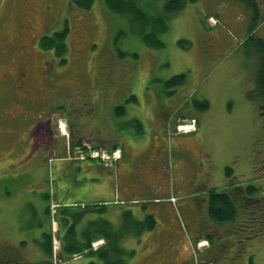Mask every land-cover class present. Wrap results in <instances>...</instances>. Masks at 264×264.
I'll list each match as a JSON object with an SVG mask.
<instances>
[{"label": "rangeland", "instance_id": "obj_1", "mask_svg": "<svg viewBox=\"0 0 264 264\" xmlns=\"http://www.w3.org/2000/svg\"><path fill=\"white\" fill-rule=\"evenodd\" d=\"M142 1L154 12L165 0ZM249 12L239 0L188 2L160 36L163 47L153 49L126 17L108 12L104 0H93L89 10L70 0H0V66L13 51L7 45L21 41L27 22L36 17L39 35L59 32L65 37L66 51L56 56L63 59L64 79L77 72L89 90L75 107V100L65 102L67 111H61L58 124L63 130L59 142L66 148L59 152L18 135L11 95L0 81V111L8 101L14 118L11 154L6 157L7 150L0 147V263L45 264L50 258L40 242L44 232H51L55 257L46 264H102L95 256L57 255L59 233L64 234L67 223L61 219L63 207L75 213L81 203L93 202L104 204L106 211L83 213L75 229L110 220L113 230L124 233L121 246L135 252L126 264H264V121L248 97L255 74L249 62L253 41H245L252 32ZM181 73L186 78L178 86L166 84ZM103 83L105 97L100 100L94 90ZM204 99L208 109L193 106ZM53 104L55 110L60 102ZM34 107L28 105L29 111ZM73 107L83 109L81 116L68 112ZM88 107H95L94 112ZM189 116L197 122L191 123ZM132 119L142 122L139 136L150 135L149 140L132 141L139 133ZM0 121L6 118L0 116ZM185 123L191 124L189 133H178L192 137L188 149L173 144L166 150L152 136L161 129L169 138ZM5 142L0 139V146ZM83 145L107 148L111 162L104 165L88 156L80 160L81 152L75 150ZM116 151L118 159L112 155ZM85 161L96 168L84 167ZM117 161L119 172L143 186L137 201L119 198L112 177ZM233 184L243 192L253 185L254 194L240 203L234 222L216 223L206 213V192H228ZM125 211L141 221L153 213L156 224L140 235L129 234ZM97 241L104 244L103 238Z\"/></svg>", "mask_w": 264, "mask_h": 264}, {"label": "trees", "instance_id": "obj_2", "mask_svg": "<svg viewBox=\"0 0 264 264\" xmlns=\"http://www.w3.org/2000/svg\"><path fill=\"white\" fill-rule=\"evenodd\" d=\"M194 1L197 0H165L159 10L152 12L144 7V1L142 0H104L108 12L113 13L119 18L126 17L135 32L139 34L142 42L153 49H161L163 47L164 44L161 41L160 36L166 32L169 20L174 17L176 13L180 12L188 2ZM70 2L83 10H89L93 4V0H70ZM239 2H242L248 10H250V13L253 14V19L250 24V29L253 31V28L259 23L260 18L259 13L257 12L256 2L255 0H239ZM252 37L253 35L249 38ZM179 42H181V40H179ZM55 45L59 55L66 51L65 37H63V33H57L52 36L46 35L41 37L39 41V46L43 49ZM185 78L186 75L181 73L168 79L166 84L168 86H178L185 80ZM261 78L262 81L260 80L259 87L256 89L257 96L264 95V75H262ZM193 106L201 110L208 109L209 102L205 99L202 101L195 100L193 101ZM116 109L124 111L122 106H118ZM183 116L187 117L188 114ZM191 119L194 118L191 117ZM130 121L139 126V134H142V122L139 121V119H132ZM225 172L229 175L232 172L231 168L227 166ZM254 189L255 187L253 185H249L243 192L242 189L234 187L233 184V187L228 192L226 189H223L222 191L215 190L214 188L207 190V216L216 223L234 222L239 216V211L242 208L240 203L248 200V197L254 194ZM81 207L82 206L80 205L79 211H76L75 213H70L66 206L63 207L62 212L64 216L61 219L67 223L65 225L64 234L59 233L62 246L57 255L61 258L64 256L73 257L84 254L88 257L95 256L98 259H101L102 264H126L127 260L133 257L135 252L133 249L126 250L121 246L120 241L124 233H122V231L120 232L118 229L117 231L113 230L110 220L107 221L103 219L101 220V225L98 226L97 222H90L80 231L75 229V225L82 220L83 213L90 210L104 212L106 211L105 205L87 202L84 209ZM45 211L50 214L49 205L46 206ZM125 212L126 213H123V216L128 222L127 233L129 234L132 232L131 230H133L137 235H140L144 229L152 230L156 224V218H154L153 213L146 215L141 221L136 218L134 219L130 211ZM43 237L44 238L40 244L43 245L44 253L50 258L46 263H51L52 258L55 257L52 245L53 234H51V232H44ZM99 238L104 239V244L99 246V248L94 249L92 242ZM89 264H92V262H89Z\"/></svg>", "mask_w": 264, "mask_h": 264}, {"label": "flooded vegetation", "instance_id": "obj_3", "mask_svg": "<svg viewBox=\"0 0 264 264\" xmlns=\"http://www.w3.org/2000/svg\"><path fill=\"white\" fill-rule=\"evenodd\" d=\"M255 2L257 12L261 18L264 14V0H255ZM47 6L49 7V5ZM32 11V14L36 13L35 8ZM252 15V13L249 15L250 24L253 19ZM35 19L36 17L27 22L26 29L23 31L24 37L20 38L21 41L7 45L13 51L7 60L8 62H4L0 66V81L5 84L4 87L8 88V93L11 95V114L18 121V135L24 137L25 140L33 141L38 148H53L60 152L62 146L66 148L65 143L61 146L59 142L63 130L61 129L62 126L58 124L61 111H67L65 102L69 100L72 103L75 100L73 102L75 107L76 103L84 102L89 90L87 84L84 85V81L77 75V72L71 74L69 81L64 79L65 73L61 69L63 59L60 61L56 59V56L59 55L56 45L47 49L40 46L37 48L36 45H33L35 33H38L36 31L40 24L34 22ZM261 26L264 27V21H260L253 28V31L248 33L245 41H253L249 62L251 66H255V69L253 68L255 74L251 79L252 89L248 92V97L252 104L259 109V114L264 121V95L257 96L256 94L259 82L262 81L261 77L264 75V28L262 27L261 31ZM49 29L50 27L47 24L46 30ZM46 30L44 32H47ZM40 33L36 34L38 45L41 37L52 36L59 32L39 35ZM252 35L253 37L249 38ZM28 40H31V43L28 44ZM27 46L31 47L30 49L33 52L29 53L26 50ZM71 95L72 98H70ZM94 95L98 99L104 100V83L94 90ZM55 101L60 102V105H57L58 109L54 110L52 106ZM38 103H40L39 106ZM28 105L35 107L29 111ZM74 107L68 112L72 115L78 113L81 116L83 109ZM94 109L95 107H88V111L94 112ZM13 117L12 119H14ZM82 123L84 124V121Z\"/></svg>", "mask_w": 264, "mask_h": 264}, {"label": "crops", "instance_id": "obj_4", "mask_svg": "<svg viewBox=\"0 0 264 264\" xmlns=\"http://www.w3.org/2000/svg\"><path fill=\"white\" fill-rule=\"evenodd\" d=\"M6 106L3 108L2 111H0V116H3V118H6L5 123H2L0 121V134L4 133L8 135V138H4L0 136V139H3L4 141H6L2 146V149H6L7 151L4 150L5 152V156L8 157V152L10 153V151L12 152L13 148H11V132H13V126H12V118L10 116V112H9V105H8V101L5 104ZM11 120V122H10ZM197 125H196V130L193 131H197ZM192 131V132H193ZM190 132V133H192ZM184 134V132H182ZM181 132L178 133V130L175 131V133H171L170 136L171 137H167V135L169 134L168 131H163L160 129V131L154 133L152 136L154 138V140L156 139V141H161L163 142L164 146H166V150L170 149L171 147H173V144L176 146H179L180 149H188L187 147V143L189 142V140L192 138L190 136L187 135H182ZM189 133V132H188ZM186 132V134H188ZM140 134L138 133V137L135 138L134 143H140V142H145L147 140H149L150 135L149 136H142L144 137V139H142L141 136H139ZM182 135V136H181ZM11 154V153H10ZM122 154H123V150H122ZM131 154V153H130ZM125 155V154H123ZM124 157V156H123ZM122 159V158H121ZM83 166H90L92 168H96V166L92 165L91 163H88V161L83 162ZM115 169H116V173L115 175H112V177L116 178V183H117V187H118V196H121L119 198H121V200L123 201H137L138 198H136L135 196L137 195V192H141L143 190V186H141V184H139V182H131V179L128 178L127 176H125L124 174L121 173V171L119 172V164L118 161L115 164ZM128 165L124 164L123 169L127 168ZM94 172V171H93ZM161 172V171H160ZM120 173V176H119ZM160 175V174H159ZM162 176V175H160ZM119 181L122 182L121 186H119ZM136 188V189H135ZM138 189V190H137ZM209 190V189H208ZM206 201H207V197L204 199V205H206ZM89 203V202H88ZM93 203V202H90ZM200 205V203H198ZM207 206V205H206Z\"/></svg>", "mask_w": 264, "mask_h": 264}, {"label": "built area", "instance_id": "obj_5", "mask_svg": "<svg viewBox=\"0 0 264 264\" xmlns=\"http://www.w3.org/2000/svg\"><path fill=\"white\" fill-rule=\"evenodd\" d=\"M182 127H183V130L189 129L188 126H185V125L184 126L182 125ZM82 147H85V148L83 149ZM75 151H77V153L81 152L79 157H78L80 160H84L88 156V157L93 158V159H95V158L100 159L104 165H107L111 162L110 152L104 148L92 149V147L89 145H83V146H79V147L77 146ZM118 152H119V150H118ZM112 155L114 158L117 156L116 159L118 157H120V155H118L117 151L115 154L112 153ZM92 243H93L92 246L94 249H96L99 246L98 241L97 242L94 241Z\"/></svg>", "mask_w": 264, "mask_h": 264}]
</instances>
